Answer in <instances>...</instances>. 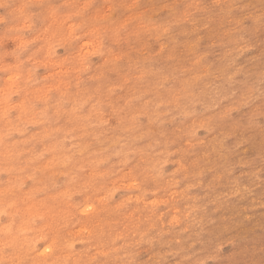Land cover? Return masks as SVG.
<instances>
[{
  "label": "rangeland",
  "instance_id": "374dc122",
  "mask_svg": "<svg viewBox=\"0 0 264 264\" xmlns=\"http://www.w3.org/2000/svg\"><path fill=\"white\" fill-rule=\"evenodd\" d=\"M0 264H264V0H0Z\"/></svg>",
  "mask_w": 264,
  "mask_h": 264
},
{
  "label": "bare ground",
  "instance_id": "6f19581e",
  "mask_svg": "<svg viewBox=\"0 0 264 264\" xmlns=\"http://www.w3.org/2000/svg\"><path fill=\"white\" fill-rule=\"evenodd\" d=\"M241 171V170H240ZM251 187V186H250ZM251 189V188H250ZM243 198V197H242Z\"/></svg>",
  "mask_w": 264,
  "mask_h": 264
}]
</instances>
